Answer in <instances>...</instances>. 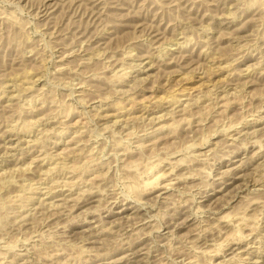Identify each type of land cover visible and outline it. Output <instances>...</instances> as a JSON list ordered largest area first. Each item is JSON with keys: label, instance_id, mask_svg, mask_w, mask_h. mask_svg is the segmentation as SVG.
<instances>
[{"label": "rangeland", "instance_id": "rangeland-1", "mask_svg": "<svg viewBox=\"0 0 264 264\" xmlns=\"http://www.w3.org/2000/svg\"><path fill=\"white\" fill-rule=\"evenodd\" d=\"M262 115L264 0H0V264H264Z\"/></svg>", "mask_w": 264, "mask_h": 264}, {"label": "bare ground", "instance_id": "bare-ground-1", "mask_svg": "<svg viewBox=\"0 0 264 264\" xmlns=\"http://www.w3.org/2000/svg\"><path fill=\"white\" fill-rule=\"evenodd\" d=\"M100 107H102V106H100ZM261 119L264 121V115L261 116ZM28 135H30V134H28ZM252 144L254 146H258V147H261L263 145L262 143L257 142V140H254V142H252ZM153 167H154V165L152 164L150 166L149 170H146L147 171V174H149V176H147L146 178H144L143 177V173L137 172L134 175L135 176V179L136 180L142 179V181H143V183L145 185H155L157 182L159 183L160 180H161V178H164L165 177V172L157 171V172L153 173V172H151L152 171L151 168L154 169ZM150 173H153V174L150 175ZM3 174H4V172L3 173L1 172L0 173V176H2ZM173 179H177V177H175V178H168L167 180H165V183L164 182H161V183H164L162 186H165V187L168 186L172 182ZM226 181L227 180L223 181V184H228V183H225ZM134 182H135V180H134ZM133 186L136 187V183L135 184L133 183ZM208 196H210V195H208ZM62 202H63L62 200H59L58 204H60ZM112 202H113L112 203L113 204L112 207L121 205L120 204V201L114 200ZM132 208H134V205L133 206L128 205V206H125L122 210L117 211V212L114 211V212L115 213H121L122 214V213H124L127 210L132 209ZM229 218H231V215L230 214H226L223 217V219L225 221H229L232 224H234V226L236 227L234 234L238 236V239L237 240H230V241H228L225 244L226 245V248L224 249L225 251L224 250H221V249L216 250L215 256H217V257H219V256L224 257V259H223L224 261L221 260L220 263H218V264H225L226 261H228L230 259H233V261H235V262H240V264H241L245 260H251V259H254V258H255V260L253 261V263L254 264H259L258 263V259L260 257H263V256H261L260 254L257 255L256 252L257 251L260 252V253L262 252L261 250H257V249H261L262 248V246H263V243L262 242H260V245L258 246V248H254V249H253V244H251L252 242H250L249 244H247L245 247L243 245H238V246L234 247L236 244H241L242 240L244 239L243 233L240 231V228L242 227V224H246L245 222L248 219L247 216L246 215H238L237 217L234 218L235 220L234 219L228 220ZM257 237L258 236H256V238ZM256 238L253 240V243H255V241L256 242L259 241V239H256ZM219 246H221V244ZM230 249H231V251L228 252V250H230ZM208 250H212V249H208ZM244 250H245V252H244ZM205 251H206V253H208L207 250H205ZM235 251H238V252H235ZM197 252L199 253L201 251H197ZM229 253H232L233 254L231 258H227V256L229 255ZM245 256L248 257V259H245ZM215 261H216V259H214L212 262H209L207 264H215ZM232 263L233 262H230L228 264H232Z\"/></svg>", "mask_w": 264, "mask_h": 264}]
</instances>
